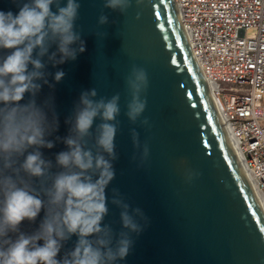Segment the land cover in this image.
<instances>
[{"label":"water","instance_id":"water-1","mask_svg":"<svg viewBox=\"0 0 264 264\" xmlns=\"http://www.w3.org/2000/svg\"><path fill=\"white\" fill-rule=\"evenodd\" d=\"M79 2L76 30L81 32L85 51L75 60L53 66L48 55L57 46L51 45L42 58L48 83L36 81L41 84L37 105L51 100L58 119V129L46 137L54 147L39 149L52 162L51 173L62 171L56 166V155L68 150L63 140L71 125L66 121L81 93L95 88L96 99L119 93L121 111L114 141L118 158L113 161L115 178L106 189L109 213L103 223L121 230L120 209L111 204L115 188L131 207L143 210L149 224L133 235L134 247L117 264H264V213L231 146L175 0H142L139 5L132 0L125 14L104 8V0ZM65 3L62 0V6ZM51 9L57 11L55 4ZM0 11L15 15L19 5L16 0H0ZM101 13L109 20L103 26L97 23ZM10 52L0 49V60ZM133 65L147 71L149 82L143 94L147 106L136 123L125 115L131 98L126 77ZM61 70L65 75L56 82L54 75ZM32 98L26 93L19 103ZM48 115L51 119L52 113ZM145 118L148 125L141 124ZM99 122H94L93 134ZM132 129L139 134V148L133 143ZM93 144L94 135L89 146ZM34 150L29 148L19 163ZM32 183L39 188V178L33 177ZM44 217L42 208L35 221L24 220L19 232L9 233V238L31 235ZM77 240L72 235L62 242L57 259L74 249Z\"/></svg>","mask_w":264,"mask_h":264},{"label":"clouds","instance_id":"clouds-1","mask_svg":"<svg viewBox=\"0 0 264 264\" xmlns=\"http://www.w3.org/2000/svg\"><path fill=\"white\" fill-rule=\"evenodd\" d=\"M16 2L18 14L0 11V49L11 50L0 60V264H117L134 247L133 235L138 236L149 224L143 210L131 207L115 188L111 204L120 209L121 230L117 232L103 223L109 213L106 189L115 178L113 161L118 158L114 141L120 95L96 99L95 88L81 93L66 121L71 125L70 134L63 140L68 150L56 155V166L62 171L51 173L52 162L45 160L39 149L54 147L46 137L58 129V119L51 100L37 105L35 96L41 84L36 81L48 83L42 58L48 55L51 45L57 46V51L48 55L53 66L75 60L78 53L85 51L81 32L76 30L81 4L79 0H66L63 6L62 0ZM136 3L139 5L142 0ZM53 4L56 12L51 9ZM131 6L132 0H104V8L121 14ZM108 22V16L101 13L98 25ZM75 44L79 46L72 47ZM64 75L62 70L57 71L55 81L60 82ZM148 83L147 71L133 65L126 77L131 98L125 113L132 123L146 109L143 94ZM26 93L33 98L26 104L19 103ZM48 112L52 113L51 119ZM97 119L100 122L95 124L93 134ZM141 124L148 125V119ZM93 135L94 144L90 147ZM138 135L135 129L131 130L137 148ZM29 148L35 150L19 163ZM148 154L145 144L143 156L147 158ZM33 177L40 180L38 189L32 183ZM41 195L47 199H41ZM42 208L45 217L34 233H19L15 240L9 238V233L19 232L24 220L35 221ZM72 235L78 237L74 249L58 260L62 242Z\"/></svg>","mask_w":264,"mask_h":264},{"label":"built area","instance_id":"built-area-1","mask_svg":"<svg viewBox=\"0 0 264 264\" xmlns=\"http://www.w3.org/2000/svg\"><path fill=\"white\" fill-rule=\"evenodd\" d=\"M224 126L264 199V0H175Z\"/></svg>","mask_w":264,"mask_h":264},{"label":"bare ground","instance_id":"bare-ground-1","mask_svg":"<svg viewBox=\"0 0 264 264\" xmlns=\"http://www.w3.org/2000/svg\"><path fill=\"white\" fill-rule=\"evenodd\" d=\"M205 82H206V84L208 86V89L211 91V83H210V81L205 79ZM227 136H228L229 141L231 143V146H232V148L234 150V153H235V155H236V157H237V159H238V161H239V163H240V165H241V167L243 169V172L246 175V177H247V179H248V181H249V183H250V185L252 187V190H253V192H254V194H255V196H256L259 204H260L261 210L264 213V199L261 197V195L257 191L256 183L254 182V180H253L248 168L246 167L245 160H244L243 155H242V153H241V151H240V149L238 147L237 141H236L235 138L232 137V135L229 132H227Z\"/></svg>","mask_w":264,"mask_h":264}]
</instances>
